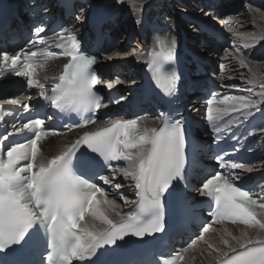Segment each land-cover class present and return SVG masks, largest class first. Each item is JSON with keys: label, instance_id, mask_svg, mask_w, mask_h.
I'll use <instances>...</instances> for the list:
<instances>
[{"label": "snow or ice", "instance_id": "obj_1", "mask_svg": "<svg viewBox=\"0 0 264 264\" xmlns=\"http://www.w3.org/2000/svg\"><path fill=\"white\" fill-rule=\"evenodd\" d=\"M142 2L129 0L136 13L140 12ZM115 3L123 4L124 0H115ZM244 7L252 8V4L245 0ZM11 15L10 10L0 9V36H8ZM136 23L142 24V18ZM45 31L43 24L35 26L36 39L29 40L15 55L0 51V79L14 75L24 78L28 89H38L35 104L32 95L24 96L27 102L22 104L24 113H37L35 118L17 119L10 125L11 130L0 133V264H109V257L124 251L133 254L122 264H180L185 260V253L198 244L203 245L202 253H216V264H264V235L260 234L264 233V196L254 198L253 190L243 186L244 173L258 169L225 160L229 153L223 150L216 159L221 169L229 170L227 175L205 174L201 178L200 195L214 201L215 206L210 204L208 211L214 223L227 220L257 230L256 235L245 232L242 237H236L225 230L218 246L206 238L205 234L215 232L206 225L195 240L174 255L145 247L152 243L146 237L155 240L156 234L165 231L166 197L173 195L180 182L187 181L188 168L196 157L184 121L172 117L171 108L159 112L157 127H145L141 131V117H121L110 126L84 131L50 159L40 158L38 142L49 133L59 134L46 125V120H53L57 112L95 115L103 106L96 87L105 83L93 67L99 57L83 53L73 31L61 27L53 33L51 43L43 35ZM259 39L264 40V35ZM100 42L103 44L102 39ZM66 43L70 46L66 47ZM224 51L226 57L236 60L240 69L248 68L246 54L238 45L233 43L230 55L229 49ZM60 57L69 59L59 76L52 78L49 90L45 83L34 78V70L40 60ZM174 59L171 49L165 53L161 48L149 62L153 73L164 80L163 87L160 83L156 86L166 97L175 96L180 80L175 71L169 70V62ZM249 62H253L251 58ZM224 71L225 65L221 64V72ZM248 71L252 73L251 68ZM239 78L246 85H252L243 89L248 95L225 96L217 101V105H226L220 107L213 105L217 97L212 93V100L208 102L212 106L206 120L217 146L234 127L255 120L257 114L264 117V78L258 80L255 73L250 77L241 73ZM257 86L259 91L255 90ZM221 87L237 85L222 84ZM107 88L112 90L113 84L108 82ZM14 102L21 104L20 100ZM48 106L56 112L48 115ZM96 123L89 117L74 127L81 129ZM259 132L264 134V127ZM252 134L250 131L249 135ZM20 135L22 140L12 139ZM231 139L237 137L233 135ZM120 161L124 167L113 164ZM235 169L242 171H231ZM97 181L115 190L134 191L138 199L126 203V210L120 211L115 200L107 199L108 192ZM255 187L264 193V183ZM115 195L126 200L124 192L116 191ZM188 208L187 202L177 195L173 213L183 216ZM112 215L118 219L110 218ZM133 237L137 239L133 241Z\"/></svg>", "mask_w": 264, "mask_h": 264}, {"label": "bare ground", "instance_id": "obj_2", "mask_svg": "<svg viewBox=\"0 0 264 264\" xmlns=\"http://www.w3.org/2000/svg\"><path fill=\"white\" fill-rule=\"evenodd\" d=\"M195 0H169L167 2L160 1V0H143L142 4L140 5V12L136 13L135 10L130 6L129 0H124L123 4H116L115 0H90L87 5H84L80 11L86 10L88 6H91L94 4V8L98 4L102 5L103 7L107 8V10L115 9L114 13H119L120 17L115 18L113 22L106 27L110 31V35L115 38V40H119L121 38L122 33L129 32L130 23H136V20L138 18H142L143 23L139 24L140 32L136 34V44L134 50L129 51L127 54H123L122 57H112V59L107 58L106 60H110L113 62L114 60L118 59H125L124 62L116 63L113 62V64H109L106 62V66L108 67L111 72L113 73H119L120 76L123 77V81H121L120 84H123V87L127 88L128 86H132L136 80H139L138 77H140V71L142 68H146L148 65L149 60L152 58L153 54L157 51L158 48L168 49L169 46L172 44L173 40H176L177 35L175 33V25L178 23L177 21L183 20L185 16L181 14L175 15V19L172 16L173 8H175V5L184 4V5H190L194 6ZM191 12L184 11V13H189L190 15H196L192 11L194 9H190ZM129 11V13L127 12ZM189 11V10H188ZM49 11L45 12L48 13ZM178 12V10H177ZM207 14V13H206ZM218 15L224 16L223 18H219L217 20H213L215 24L217 25L218 29H221V26L225 29H227L229 39H232L236 45H238L242 52L246 53V58L252 54V52L263 49L264 50V40H260L259 37L261 35H264V6L260 9H253L248 8L242 10L240 16L238 18H231L229 20V14L224 15L222 13H219ZM221 16V17H222ZM184 17V18H183ZM162 19L161 21L155 22V24L162 28L161 32L152 31L150 26L154 24L153 20ZM21 19L26 23V19L24 17H21ZM172 19V20H171ZM212 20V19H211ZM123 21V23H121ZM232 21H235L238 24L237 27H233L232 29H228L227 25L231 24ZM169 22V23H168ZM81 24L80 22L78 25ZM137 24V23H136ZM252 24L253 27H252ZM77 25V26H78ZM190 30L191 35H197L199 32L194 24L187 26ZM79 28L76 29V27L72 26L70 31H73L76 33ZM133 31V30H132ZM226 32V30H225ZM188 34V33H187ZM125 35H123L124 37ZM185 36V35H184ZM207 42H212L209 38H204ZM249 44L252 45V47L245 48L244 45ZM200 49H206L204 45L198 46ZM231 54V50L229 49ZM133 54H130L132 53ZM223 55L220 57H216L215 61H210L211 66L213 67V72L215 73L213 78L217 80L219 85L222 84H235L237 87H223L227 92L233 93V91H237L240 94H246L247 92L243 91L245 87H252V85H246L245 80L240 79V74L243 73L245 77H250L252 73L256 74V78L259 80L261 78H264V63L260 65H249L248 68L240 69L239 64L236 62L235 59H229L226 57V53L223 50ZM251 53V54H250ZM111 58V57H110ZM65 63V60L58 59L56 61H53L49 63L48 65L44 66L43 68H49L48 73L42 74L40 76H35V78H39L43 83L47 78H50L52 81V78L55 77L54 74L58 72L60 67ZM116 63V64H114ZM221 64L225 65V71L221 72ZM251 68L252 73L248 71V69ZM235 69V71H233ZM219 70V71H218ZM110 75V72H109ZM212 76V75H211ZM221 76L224 78L221 79ZM228 76H232V79L229 80ZM129 80V82L126 83V81ZM114 84V82H112ZM118 86L116 89H119ZM256 91H259L258 86L255 89ZM125 93L126 97H129V94L131 93L129 90ZM29 93L25 94L27 96ZM19 95H24V92H20L19 94L13 96L10 94L2 95L0 96V101H10L12 99V102L15 103L16 101L15 97H18ZM8 104V102L4 103ZM194 104V103H191ZM107 107V106H106ZM105 107V108H106ZM196 110L193 111L195 113ZM148 124L153 125V120H146ZM147 123L144 121V124L147 125ZM70 136H66L65 138H58L54 135H48L44 139L54 140L55 144L57 143L56 149L54 150L53 154L57 155L60 151H62L66 146L67 142ZM264 141V137H263ZM41 142V140H40ZM47 154V153H46ZM43 155V158L45 160L50 159L52 156L50 155ZM258 170L254 171L252 173H244L245 177H252L254 175L259 176L262 173H264V165H262V162L257 163L254 165ZM125 184V183H124ZM130 195V194H129ZM113 198V197H112ZM132 203V201H127V204ZM117 205H119V210L124 211L126 201L123 200L121 202H116ZM116 218L114 215L110 216V218ZM215 232H210L205 234L207 239H210V242H213L214 244L219 246V240L221 236L224 235L225 230L227 232L232 233V235L236 237H242L245 232L248 233V235H256V232L254 233L251 229L244 230L243 233H241L242 228L240 225H225V224H217L215 226H211ZM251 233V234H250ZM262 234V233H261ZM234 243V242H233ZM203 245L198 244L195 249H189L188 253H185V264H209L212 263L215 259L216 253H212L209 255L206 251H203ZM195 256V259H192V257Z\"/></svg>", "mask_w": 264, "mask_h": 264}, {"label": "rangeland", "instance_id": "obj_3", "mask_svg": "<svg viewBox=\"0 0 264 264\" xmlns=\"http://www.w3.org/2000/svg\"><path fill=\"white\" fill-rule=\"evenodd\" d=\"M192 4H194V3H192ZM87 5V4H86ZM193 7V6H192ZM184 8H187L186 6H179V5H175V8H173V10L175 11V13H179V14H185L184 13V11L182 12L181 10L182 9H184ZM79 10H80V8H79ZM177 10H178V12H177ZM196 10V11H195ZM195 10L194 11H192L194 14H196L195 15V17L196 18H198V19H201V17H200V11L201 10H199L198 11V8L197 7H195ZM189 12H191V10L189 9ZM176 15V14H175ZM192 16V15H191ZM119 17H120V15H119ZM193 17V16H192ZM200 17V18H199ZM202 17H205V19L204 18H202V20L203 21H205L207 24H208V22L209 23H211V24H213V25H216L215 24V22L213 21V20H211V19H209L208 17H206L205 15L204 16H202ZM219 19V18H218ZM121 23H123V21H121ZM239 24V23H238ZM136 24L135 23H133V26H135ZM188 25H191V24H185V25H182V28L180 29V30H183L182 32L184 33V35H185V37H188V36H190V30H191V28L189 29L187 26ZM208 25H210V24H208ZM253 25L254 24H252V27H253ZM217 26V25H216ZM238 26V25H237ZM137 32V30H134V31H132V35H135V33ZM188 33V34H187ZM198 34V33H197ZM130 37H133V36H130ZM197 37V36H196ZM121 39V38H120ZM119 39V40H120ZM127 39L128 38H124V37H122V40L119 42V47L117 46V50L115 51V52H112V53H110V54H107L106 55V59L107 58H109V59H112V57H118V56H120V57H122V55L123 54H127L129 51H131V50H134V48H135V40L134 39H132L131 40V42H129V43H127ZM196 39V42L198 41V38H195ZM199 45H200V43H198ZM198 45V46H199ZM200 49V48H199ZM202 49V48H201ZM200 49V50H201ZM208 48H206V49H203V50H207ZM130 54H133V52L132 53H130ZM207 55V53H205L204 54V56H206ZM209 56V55H208ZM221 56V55H220ZM220 56H217V57H220ZM111 57V58H110ZM117 60H114L113 62H116V63H120V62H124L125 61V59H118V58H116ZM106 62H108L109 64H113V62H111L110 60H104V64H106ZM210 62V61H209ZM245 62H247L249 65H260V64H263L264 63V58L262 59V60H259V61H256V62H249V61H247V59H245ZM116 63H114V64H116ZM211 63V62H210ZM212 70H213V68H212ZM219 71V70H218ZM242 73V72H241ZM241 73H239V74H241ZM117 74V73H116ZM110 76V75H109ZM123 79V77H121V76H119L118 77V79L120 80V79ZM127 82H129V80H127L126 81V83ZM124 91H125V89H124ZM124 93V92H123ZM127 93V92H126ZM245 96L246 95H248V93H246V94H244ZM41 143L42 144H40L39 145V148H40V158L41 159H44L43 158V155H45L46 153V155H50V156H54V154H53V152H54V150L56 149V146H57V143L55 144V141L54 140H49V139H42V141H41ZM54 149V150H53ZM61 152V151H60ZM59 152V153H60ZM58 153V154H59ZM113 197V196H112ZM111 197V198H112ZM111 198H110V200H111ZM122 201V200H121ZM121 201H119V202H121ZM118 203V202H117ZM113 216V215H112ZM112 219H118V218H113V217H111ZM242 228V227H241ZM252 230V229H251ZM243 228H242V231H241V233H243ZM254 233L257 231V230H252ZM251 234V233H250ZM261 234V233H260ZM261 235H264V233H262Z\"/></svg>", "mask_w": 264, "mask_h": 264}]
</instances>
